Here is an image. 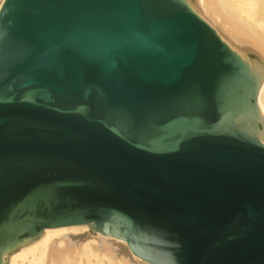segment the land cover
Here are the masks:
<instances>
[{
	"label": "water",
	"instance_id": "95a60500",
	"mask_svg": "<svg viewBox=\"0 0 264 264\" xmlns=\"http://www.w3.org/2000/svg\"><path fill=\"white\" fill-rule=\"evenodd\" d=\"M263 81L198 0H0V264L70 227L264 264Z\"/></svg>",
	"mask_w": 264,
	"mask_h": 264
},
{
	"label": "bare ground",
	"instance_id": "6f19581e",
	"mask_svg": "<svg viewBox=\"0 0 264 264\" xmlns=\"http://www.w3.org/2000/svg\"><path fill=\"white\" fill-rule=\"evenodd\" d=\"M198 6L231 39L251 45L264 58V0H198ZM257 104L264 116V81ZM87 230L88 227H70L43 232L26 250L14 254L9 264H146L119 239L99 236L97 247L86 243L76 252V246L71 247V235ZM84 257L86 262H82Z\"/></svg>",
	"mask_w": 264,
	"mask_h": 264
},
{
	"label": "rangeland",
	"instance_id": "374dc122",
	"mask_svg": "<svg viewBox=\"0 0 264 264\" xmlns=\"http://www.w3.org/2000/svg\"><path fill=\"white\" fill-rule=\"evenodd\" d=\"M71 238H72L71 247L75 248V246H76V248L74 249V250H76V252L82 249V246H83L82 244L90 243V244H92V248L97 247V245H99V241L97 239V238H99V236L95 232H93L89 227H88V230L86 232H81L78 234L71 235ZM92 239H94V241H96L95 242L96 245L93 243L94 241ZM80 242H81V245H80ZM123 252H125L124 249H123ZM10 260H11V258L9 259V263H10ZM82 262H86L85 257L82 259Z\"/></svg>",
	"mask_w": 264,
	"mask_h": 264
}]
</instances>
